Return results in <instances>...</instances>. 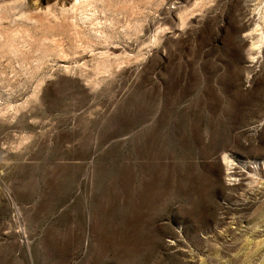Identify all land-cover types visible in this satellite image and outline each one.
<instances>
[{
    "label": "rangeland",
    "instance_id": "374dc122",
    "mask_svg": "<svg viewBox=\"0 0 264 264\" xmlns=\"http://www.w3.org/2000/svg\"><path fill=\"white\" fill-rule=\"evenodd\" d=\"M0 264H264V0H0Z\"/></svg>",
    "mask_w": 264,
    "mask_h": 264
}]
</instances>
